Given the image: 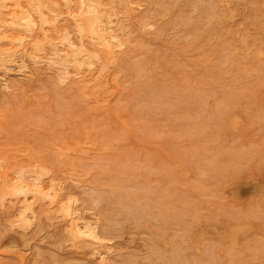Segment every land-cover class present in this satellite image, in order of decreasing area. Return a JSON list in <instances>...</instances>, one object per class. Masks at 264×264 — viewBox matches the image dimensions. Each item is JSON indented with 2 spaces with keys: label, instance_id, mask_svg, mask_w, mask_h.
Listing matches in <instances>:
<instances>
[{
  "label": "rangeland",
  "instance_id": "1",
  "mask_svg": "<svg viewBox=\"0 0 264 264\" xmlns=\"http://www.w3.org/2000/svg\"><path fill=\"white\" fill-rule=\"evenodd\" d=\"M88 1L0 0V264H264V0Z\"/></svg>",
  "mask_w": 264,
  "mask_h": 264
},
{
  "label": "bare ground",
  "instance_id": "2",
  "mask_svg": "<svg viewBox=\"0 0 264 264\" xmlns=\"http://www.w3.org/2000/svg\"><path fill=\"white\" fill-rule=\"evenodd\" d=\"M71 1H72V0H71ZM87 1H88V0H87ZM99 1H100V0H99ZM159 1H160V0H159ZM159 1H156L155 4H156V3H159ZM193 1H194V0H192V2H193ZM77 2H78V1H77ZM88 2H89V1H88ZM103 2H104V1H103ZM160 2H161V1H160ZM201 2H202V1H201ZM84 3H85V2H84ZM91 3H93V2H91ZM152 3H153V1H152ZM164 3H166V2H164ZM199 3H200V2H199ZM85 4H86V3H85ZM85 4H84V5H85ZM102 4L105 5V3H102ZM155 4H154V5H155ZM159 4H160V3H159ZM159 4H157V6H158ZM107 5H108V4H107ZM160 5H161V4H160ZM197 5H198V4H197ZM197 5H196V7H197ZM105 6H106V5H105ZM105 6H104V7H105ZM199 6H200V5H199ZM199 6H198V7H199ZM92 7H93V6H92ZM196 7H195V10H196ZM212 7H214V6H212ZM84 8H85V7H84ZM157 8H158V7H157ZM208 8H209V6H208ZM96 9L98 10L99 8L97 7ZM102 9H103V8H102ZM108 9H109V8H108ZM111 9H112V8H111ZM154 9H155V7L153 6V10H154ZM197 9H198V11H199V8H197ZM201 9L203 10L202 7L200 8V10H201ZM204 9H205V8H204ZM210 9H211V7H210ZM158 10H159V8H158ZM202 10H201V11H202ZM208 10H209V9H208ZM27 11H28V10H27ZM150 11H152V9H151ZM201 11H200V12H201ZM206 11H207V10H206ZM206 11H205V12H206ZM44 12H45V11H44ZM83 12H85V11H83ZM86 12H87V11H86ZM89 12H90V11H89ZM103 12H104V10H103ZM106 12H108V11H106ZM155 12H156V11H155ZM214 12H215V11H214ZM25 13H26V12H25ZM27 13H28V12H27ZM29 13H30V12H29ZM149 13H150V12H149ZM163 13H164V12H163ZM81 14H82V13H81ZM84 14H86V13H84ZM197 14H199V13L197 12ZM23 15H24V13H23ZM82 15H83V14H82ZM107 15H108V14H107ZM162 15H163V14H162ZM200 15H201V14H200ZM212 15H215V14L212 13ZM3 16H4V13H3ZM105 16H106V15H105ZM155 16H156V15H155ZM155 16L152 17V18H155ZM33 17H34V16H33ZM45 17H46V16H45ZM92 17H93V16H92ZM36 18H37V17H36ZM206 18H207V15H206ZM206 18H205V20H206ZM33 19L36 20L35 17H34ZM96 19H97V18H96ZM213 19H214V18H213ZM8 20H9V19H8ZM78 20H80V19H78ZM97 20H98V19H97ZM97 20H96V21H97ZM207 20H208V19H207ZM214 20L217 21V18L214 19ZM6 21H7V20H6ZM31 21H32V20H31ZM36 21H37V20H36ZM102 21H103V20H102ZM102 21H100V22H102ZM197 21H198V20H197ZM220 21H221V20H220ZM33 22H34V21H33ZM103 22H104V21H103ZM103 22H102V23H103ZM111 22H112V21H111ZM151 22H152V21H151ZM151 22H150V23H151ZM189 22H190V21H189ZM198 22H200V21H198ZM25 23H26V22H25ZM76 23H77V22H76ZM78 23H80V22H78ZM93 23L96 24L95 22H93ZM120 23H121V22H120ZM191 23H192V21H191ZM210 23H211V22H210ZM210 23H209V25H211ZM9 24H10V23H9ZM33 24H34V23H33ZM104 24L106 25V23H104ZM104 24H103V25H104ZM148 24H149V23H148ZM148 24H146V25H148ZM186 24H188V23H186ZM215 24H216V23H215ZM215 24H214V25H215ZM80 25H81V24H80ZM80 25H79V26H80ZM120 25H121V24H120ZM140 25H141V24H140ZM188 25H189V24H188ZM209 25H207V26H209ZM81 26H82V25H81ZM81 26H80V27H81ZM106 26H107V25H106ZM9 27H10V26H9ZM82 27H83V26H82ZM122 27H123V26H122ZM139 27H140V26H139ZM148 27H149V26H148ZM146 28H147V27H146ZM116 29H117V28H116ZM123 29H124V28H122V30H123ZM127 29L129 30V28H127ZM57 30H58V29H57ZM100 30H101V29H100ZM104 30H105V29H104ZM113 30H114V29H112V32L115 31V30H114V31H113ZM118 30H119V27H118ZM120 30H121V29H120ZM122 30H121V31H122ZM48 31H49V30H48ZM43 32H45V31L43 30ZM61 32H62V31H61ZM95 32H97V31H95ZM102 32H103V31H102ZM102 32H101V33H102ZM76 33H77V32H76ZM99 33H100V32H99ZM106 33H107V32H106ZM197 33H198V31H197ZM17 34H20V33L18 32ZM17 34H16V35H17ZM113 34H114V33H113ZM118 34H121V33H118ZM194 34H195V33H194ZM198 34H199V33H198ZM24 35H25V34H24ZM124 35H125V34H124ZM129 35H130V34H129ZM196 35H197V34H196ZM26 36H27V35H26ZM108 36L110 37V35H108ZM118 36H119V35H118ZM17 37H18V36H17ZM24 37H25V36H24ZM24 37H23V38H24ZM111 37H112V36H111ZM114 37H115V35H114ZM116 37H117V36H116ZM124 37L126 38V35H125ZM179 37H180V36H178V39H179ZM181 37H182V36H181ZM191 37H192V36H191ZM196 37H197V36H196ZM196 37H194V39H195ZM7 38H8V37H7ZM48 38H49V37H48ZM119 38H120V37H119ZM122 38H123V37H122ZM130 38H131V37H130ZM25 39H26V38H25ZM49 39H50V38H49ZM108 39H109V38H108ZM108 39H107V40H108ZM126 39H127V38H126ZM182 39H183V38H182ZM197 39H198V37H197ZM7 40H8V39H7ZM13 40H14V39H13ZM15 40H16V39H15ZM105 40H106V39H105ZM120 40H121V39H120ZM192 40H193V39H192ZM48 41H49V40H48ZM55 41H56V40H55ZM108 41H109V40H108ZM125 41H126V40H125ZM125 41H124V42L121 41V42H122V45H123V43H126ZM193 41H194V40H193ZM196 41H197V40H196ZM198 41H199V40H198ZM200 41H201V40H200ZM200 41H199V42H200ZM49 42H50V41H49ZM49 42H47V43H49ZM119 42H120V41H119ZM186 42H187V41H186ZM194 42H195V41H194ZM199 42H197V43H199ZM54 43H55V42H54ZM127 43H128V40H127ZM138 43H139V42H138ZM141 43H142V42H141ZM188 43H189V42H188ZM197 43H196V44L193 43V44H194V47H196L195 45H197ZM44 44H45V43H44ZM70 44H71V43H70ZM106 44H107V43H106ZM109 44H110V43H109ZM111 44H113V43H111ZM111 44H110V45H111ZM114 44H115V43H114ZM128 44H130V42H129ZM142 44H143V43H142ZM142 44H141V45H142ZM193 44H192V45H193ZM47 45H48V44H47ZM47 45H46V46H47ZM54 45H55V44H54ZM71 45H72V44H71ZM107 45H108V44H107ZM131 45H132V44H131ZM141 45H140V46H141ZM190 45H191V44H190ZM36 46H37V45H36ZM46 46H45V47H46ZM72 46H73V45H72ZM111 46H112V45H111ZM113 46H115V45H113ZM116 46H117V45H116ZM185 46H186V45H185ZM187 46H188V45H187ZM187 46H186V47H187ZM198 46H199V44H198ZM20 47H21V46H19V48H20ZM45 47H44V48H45ZM53 47H54V46H53ZM63 47H64V46H63ZM106 47H107V46H105V48H106ZM142 47H143V46H142ZM44 48H43V49H44ZM51 48H52V47H51ZM72 48H73V47H72ZM79 48H80V47H79ZM144 48H145V47H144ZM192 48H193V47H192ZM43 49H42V50H43ZM54 49H55V48H54ZM126 49H127V48H126ZM138 49H139V47H138ZM226 49H227V48H226ZM66 50H67V47H66ZM150 50H151V48H150ZM227 50H228V49H227ZM6 51H7V50H6ZM52 51H53V50H52ZM78 51H79V49H78ZM82 51H83V50H82ZM144 51H145V50L143 49L142 53H144ZM224 51H225V50H223V53H224ZM53 52H54V51H53ZM68 52H69V50H68ZM136 52H137V50H136ZM148 52L150 53L149 50H148ZM50 53H51V52H50ZM65 53H66V52H65ZM80 53H81V52H80ZM80 53H78V55H81ZM130 53H131V52H130ZM137 53H138V52H137ZM220 53H221V52H220ZM220 53H219V54H220ZM228 53H229V52H228ZM125 54H126V53H125ZM131 54H133V53H131ZM131 54H130V56H131ZM226 54H227V53H226ZM226 54H225V55H226ZM68 55H69V54H68ZM73 55H74V54H72V56H73ZM135 55H137V54H135ZM141 55H142V54H141ZM141 55H140V56H141ZM12 56H13V55H12ZM38 56H39V55H38ZM82 56H83V55H82ZM124 56H125V59H126V55H123V57H124ZM128 56H129V55H128ZM132 56H134V55H132ZM50 57H51V56H50ZM61 57H62V56H61ZM61 57H60V58H61ZM73 57H74V56H73ZM86 57H87V56H86ZM142 57H143V56H142ZM226 57L229 58V56H226ZM1 58H2V57H1ZM57 58H58V57H57ZM82 58H84V56H83ZM87 58H88V57H87ZM127 58H128V57H127ZM131 58H132V57H131ZM206 58H207V57H206ZM214 58H215V57H214ZM224 58H225V57H224ZM4 59H5V58H4ZM76 59H77V58H76ZM79 59H80V58H79ZM85 59H86V58H85ZM133 59H134V58H133ZM136 59H137V58H136ZM207 59H208V58H207ZM218 59H219V58H218ZM218 59H217V61H218ZM220 59H221V58H220ZM48 60H49V59H48ZM48 60H47V61H48ZM73 60H74V59H73ZM142 60H143V59H142ZM211 60H213V58H212ZM227 60H228V59H227ZM53 61H55V60H53ZM56 61H57V60H56ZM58 61H60V59H59ZM71 61H72V60H71ZM77 61H78V60H77ZM80 61H81V59H80ZM80 61H79V62H80ZM87 61H90V60H87V59H86V62H87ZM125 61H126V60H125ZM127 61H128V60H127ZM223 61H224V60L222 59L221 62H223ZM225 61H226V59H225ZM90 62H91V61H90ZM128 62H129V61H128ZM131 62H132V61H131ZM143 62H144V61H143ZM215 62H216V61H215ZM219 62H220V61H219ZM219 62H217V63H219ZM35 63H36V62H35ZM47 63H48V62H47ZM69 63H71V62L69 61ZM124 63H125V62H124ZM132 63H133V62H132ZM135 63H136V61H135ZM217 63H216V64H217ZM223 63H224V62H223ZM231 63H233V62H231ZM231 63H230V64H231ZM84 64H85V62H84ZM91 64H92V62H91ZM127 64H128V63H127ZM127 64H125V65L127 66ZM139 64H140V60H139ZM148 64H149V63H148ZM57 65H58V64H57ZM68 65H70V64H68ZM120 65H121V63H120ZM120 65H119V66H120ZM128 65H129V64H128ZM136 65H137V64H136ZM54 66H55V65H54ZM54 66H53V67H54ZM84 66H86V64H85ZM116 66H117V65H116ZM129 66H131V65H129ZM139 66H140V65H139ZM217 66H218V65H217ZM76 67H77V66H76ZM137 67H138V66H137ZM137 67H136V68H137ZM143 67H144V66H143ZM260 67H261V66H260ZM69 68H70V67H69ZM72 68H73V67H72ZM138 68H140V67H138ZM141 68H142V67H141ZM147 68H148V67H147ZM147 68H146V69H147ZM256 68H257V67H256ZM256 68H255V69H256ZM57 69H59V68H57ZM57 69H56V70H57ZM61 69H62V68H61ZM134 69H135V68H134ZM152 69H153V68H152ZM215 69H216V68H215ZM253 69H254V68H253ZM253 69H252V70H253ZM259 69H260V68H259ZM259 69H258V70H259ZM250 70H251V68H250ZM63 71H64V70H63ZM123 71H124V70H123ZM123 71H122V72H123ZM136 71H137V70H136ZM138 71H141V70H138ZM151 71H152V70H151ZM151 71H150V72H151ZM153 71H154V70H153ZM218 71H220V70L218 69ZM218 71H217V72H218ZM225 71H226V70H225ZM227 71H228V70H227ZM227 71H226V74H227ZM237 71H238V70H237ZM240 71H241V70H240ZM64 72H67V71H64ZM76 72H77V70H76ZM115 72H116V71H115ZM144 72H145V71H144ZM209 72H210V71H209ZM117 73H119V72H117ZM126 73H127V72H126ZM145 73H146V72H145ZM151 73H152V72H151ZM202 73H203V72H202ZM212 73H213V72H212ZM212 73H211V74H212ZM222 73H224V71H223ZM235 73H236V72H235ZM239 73H240V72H239ZM239 73H238V74H239ZM119 74H120V73H119ZM142 74H143V73H142ZM142 74H140V75L142 76ZM149 74H150V73H149ZM218 74H220V73L218 72ZM238 74H237V75H238ZM117 75H118V74H117ZM143 75H144V74H143ZM204 75H205V74H204ZM213 75H214V73H213ZM215 75H216V74H215ZM222 75H223V74H222ZM224 75H225V74H224ZM233 75H234V73H233ZM237 75H236V76H237ZM150 76H151V75H150ZM234 76H235V75H234ZM251 76H252V74H251ZM122 77H123V76H122ZM206 77H209V76H206ZM210 77H211V76H210ZM210 77H209V78H210ZM221 77H222V76H221ZM253 77H254V76H253ZM118 78H119V77H118ZM126 78H127V77H126ZM137 78H138V77H136V79H137ZM198 78H199V77H198ZM200 78H201V77H200ZM211 78H212V77H211ZM218 78H219V77H218ZM256 78H257V77H256ZM256 78L254 79V81L256 80ZM63 79H64V78H63ZM119 79L121 80V78H119ZM127 79H128V78H127ZM149 79H150V78H149ZM207 79H208V78H207ZM219 79H221V78H219ZM236 79H237V78H235V80H236ZM244 79H245V78H244ZM64 80H65V79H64ZM139 80H140V78H139ZM142 80H143V79H142ZM198 80H199V79H198ZM198 80H196V81H198ZM203 80H204V79H203ZM214 80H215V78H214ZM216 80H217V78H216ZM222 80H223V79H222ZM257 80H258V79H257ZM257 80H256V81H257ZM263 80H264V79H263ZM150 81H151V80H150ZM199 81H201V80H199ZM207 81H208V80H207ZM207 81H206V82H207ZM225 81H226V80H225ZM124 82H126V81H124ZM193 82H195V81H193ZM221 82H222V81H221ZM221 82H220V83H221ZM229 82H230V81H229ZM263 82H264V81H263ZM136 83H137V82H136ZM198 83H199V82H198ZM208 83H209V82H208ZM226 83H227V82H226ZM231 83H232V82H231ZM237 83H238V82H237ZM190 84H191V80H190L189 85H190ZM199 84H200V83H199ZM215 84H216V83H215ZM215 84H214V85H215ZM217 84H218V83H217ZM217 84H216V85H217ZM229 84H230V83H229ZM238 84H239V83H238ZM245 84H246V83H245ZM124 85H125V83H124ZM132 85L138 87V85H136V84H132ZM145 85H146V84H145ZM150 85H151V84H150ZM152 85H153V84H152ZM152 85H151V86H152ZM155 85H156V84H155ZM185 85H186V84H185ZM192 85H193V83H192ZM200 85H202V84H200ZM248 85H249V84H248ZM254 85H255V84H254ZM127 86H128V85H127ZM186 86H187V85H186ZM220 86H221V85H220ZM225 86H226V85H225ZM227 86H228V84H227ZM246 86H247V85H246ZM251 86H252V85H251ZM251 86H249V87L251 88ZM255 86H257V85H255ZM123 87H125V86H123ZM143 87H144V86H143ZM148 87H149V86H148ZM181 87H183V86H181ZM202 87H203V86H202ZM210 87H211V85H210ZM145 88H146V87H145ZM145 88H144V89H145ZM189 88H192V86H191V87L189 86ZM189 88H188V89H189ZM194 88H195V87H194ZM200 88H201V87H200ZM216 88H218V87H216ZM224 88H225V87H224ZM231 88H232V87H231ZM252 88H254V87H252ZM252 88H251V89H252ZM125 89H126V87H125ZM135 89H136V88H135ZM135 89H134V90H135ZM151 89H153V88H151ZM151 89H150V90H151ZM156 89H157V88H156ZM198 89H199V88H198ZM235 89H236V87H235ZM235 89H234V90H235ZM247 89H248V88H247ZM247 89H246V90H247ZM128 90H129V89H128ZM196 90H197V89H196ZM129 91L132 92L131 90H129ZM148 93H149V92H148ZM151 93H152V92H151ZM180 93H181V92H180ZM129 94H130V93H129ZM156 94H157V93H156ZM181 94H182V93H181ZM184 94H185V93H184ZM234 94H235V93H234ZM151 95H152V94H151ZM131 96H134V95L131 94ZM162 96H163V93H162ZM192 96H193V95H192ZM190 97H191V96H190ZM163 99H164V98H163ZM227 99H228V97H227ZM124 100H125V99H124ZM124 100H123V101H124ZM130 100H131V99H130ZM125 101H126V100H125ZM143 101H144V100H143ZM123 103H125V102H123ZM143 103H144V102H143ZM130 104H131V103H130ZM129 106H130V105H129ZM24 187H25V186H24ZM29 188H31V186H30ZM29 188H28V189H29ZM24 189H25V188H24ZM43 190H44V189H43ZM54 194H55V193H54ZM51 195H52V194H51ZM28 198H31V197H28ZM31 199H32V198H31ZM100 199H101V198H100ZM26 201H27V199H26ZM100 201H101V200H100ZM63 209H64V208H63ZM69 211H70V210H69ZM65 212H66V211H65ZM67 212H68V211H67ZM68 214H69V213H68ZM70 214H71V213H70ZM71 215H72V214H71ZM25 218L28 219V217H25ZM73 218H74V217H73ZM73 218H72V219H73ZM78 218H79V217H78ZM105 218H106V217H105ZM79 219H80V218H79ZM70 221H71V220H70ZM74 221H75V220H74ZM76 221H78V220H76ZM82 221H84V219H83ZM22 222H23V221H22ZM25 223H26V220H25ZM25 223H24V224H25ZM24 224H23V225H24ZM78 224H79V223H78ZM82 226H83V229L85 230L84 233H85V234H88L87 236H91L92 238H97V233H95V232H93V230L89 229V226H87V225H82ZM90 226H91V223H90ZM107 226H108V225H107ZM107 226H106V227H107ZM109 226H110V225H109ZM97 227H98V226H97ZM86 229H88V230H87L88 232H86ZM96 229H97V228H96ZM101 229H102V228H101ZM103 229H104V228H103ZM106 229H108V228H106ZM106 229H105V230H106ZM214 229H215V228H214ZM71 230H74V231L77 230V231H78L79 229H78V227L76 226V224H72V229H71ZM105 230H104V231H105ZM109 230H110V229H108V231H109ZM77 231H76V232H77ZM94 231H95V228H94ZM97 231H98V230H97ZM101 231H102V230H101ZM104 231H102V232H104ZM99 236H100V234H99ZM99 236H98V238H99ZM103 236H104V233H103ZM100 237H101V239L104 238V237L102 238V236H100ZM94 241H95V240H94ZM93 243H95V242H93ZM100 245H101V244H100Z\"/></svg>",
  "mask_w": 264,
  "mask_h": 264
}]
</instances>
